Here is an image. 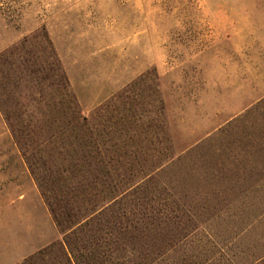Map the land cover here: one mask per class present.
Instances as JSON below:
<instances>
[{
  "label": "rangeland",
  "instance_id": "rangeland-1",
  "mask_svg": "<svg viewBox=\"0 0 264 264\" xmlns=\"http://www.w3.org/2000/svg\"><path fill=\"white\" fill-rule=\"evenodd\" d=\"M263 18L264 0H0V53L43 29L84 114H116L139 160L174 156L162 179L185 232L160 264L264 254V100L239 99L264 83ZM58 238L0 112V264Z\"/></svg>",
  "mask_w": 264,
  "mask_h": 264
},
{
  "label": "trees",
  "instance_id": "trees-1",
  "mask_svg": "<svg viewBox=\"0 0 264 264\" xmlns=\"http://www.w3.org/2000/svg\"><path fill=\"white\" fill-rule=\"evenodd\" d=\"M105 109L83 113L43 29L0 53V112L59 233L20 264H160L182 242L162 179L174 156L139 160Z\"/></svg>",
  "mask_w": 264,
  "mask_h": 264
},
{
  "label": "crops",
  "instance_id": "crops-1",
  "mask_svg": "<svg viewBox=\"0 0 264 264\" xmlns=\"http://www.w3.org/2000/svg\"><path fill=\"white\" fill-rule=\"evenodd\" d=\"M245 45H243L242 43L240 44L235 43L234 46H232V50L235 53L240 52L243 50L242 47L245 48ZM247 85H248L247 87H250L249 84ZM250 88L251 89L245 90L243 98H239L240 100L244 101L245 109L253 107L254 105L257 104L259 100H264V83L257 84V86L254 85L253 87H250Z\"/></svg>",
  "mask_w": 264,
  "mask_h": 264
}]
</instances>
